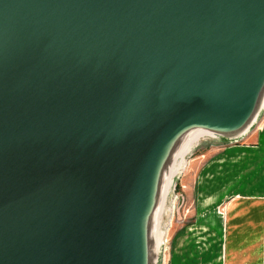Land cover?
<instances>
[{"label": "water", "instance_id": "1", "mask_svg": "<svg viewBox=\"0 0 264 264\" xmlns=\"http://www.w3.org/2000/svg\"><path fill=\"white\" fill-rule=\"evenodd\" d=\"M263 98L264 0H0V264H162L144 164Z\"/></svg>", "mask_w": 264, "mask_h": 264}, {"label": "rangeland", "instance_id": "2", "mask_svg": "<svg viewBox=\"0 0 264 264\" xmlns=\"http://www.w3.org/2000/svg\"><path fill=\"white\" fill-rule=\"evenodd\" d=\"M211 141L205 137L199 142L187 158L186 170L175 178L169 199L173 210L165 218L164 264H224V194L229 183L220 162L210 166L205 157Z\"/></svg>", "mask_w": 264, "mask_h": 264}, {"label": "crops", "instance_id": "3", "mask_svg": "<svg viewBox=\"0 0 264 264\" xmlns=\"http://www.w3.org/2000/svg\"><path fill=\"white\" fill-rule=\"evenodd\" d=\"M210 146L209 165L220 162L229 183L224 264H264V113L239 143L211 141Z\"/></svg>", "mask_w": 264, "mask_h": 264}, {"label": "bare ground", "instance_id": "4", "mask_svg": "<svg viewBox=\"0 0 264 264\" xmlns=\"http://www.w3.org/2000/svg\"><path fill=\"white\" fill-rule=\"evenodd\" d=\"M211 135L212 132L208 128L188 127L178 134L162 154L144 164L148 167L144 204L147 203V208L149 207L142 224L145 262L156 263L160 247L166 243L165 218L169 217L173 210L169 207V199L175 178L186 170L187 158L201 139Z\"/></svg>", "mask_w": 264, "mask_h": 264}]
</instances>
